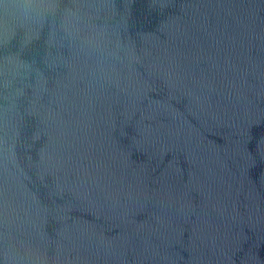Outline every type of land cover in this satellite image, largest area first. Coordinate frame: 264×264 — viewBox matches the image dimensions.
I'll list each match as a JSON object with an SVG mask.
<instances>
[{
	"label": "water",
	"instance_id": "water-1",
	"mask_svg": "<svg viewBox=\"0 0 264 264\" xmlns=\"http://www.w3.org/2000/svg\"><path fill=\"white\" fill-rule=\"evenodd\" d=\"M0 264H264V0H0Z\"/></svg>",
	"mask_w": 264,
	"mask_h": 264
}]
</instances>
